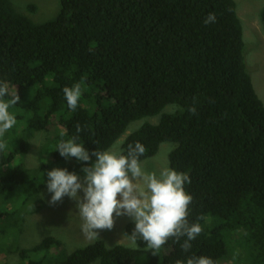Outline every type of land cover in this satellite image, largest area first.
Listing matches in <instances>:
<instances>
[{"label":"trees","instance_id":"trees-1","mask_svg":"<svg viewBox=\"0 0 264 264\" xmlns=\"http://www.w3.org/2000/svg\"><path fill=\"white\" fill-rule=\"evenodd\" d=\"M59 3L54 17L35 22L0 0V83L8 86L5 99L20 97L0 151V252L17 254L16 264H177L193 255L264 264V103L246 68L235 0ZM210 12L216 22L205 25ZM260 19L264 32V7ZM78 82L83 92L71 111L63 88ZM193 104L195 115L187 111ZM42 130L51 131L43 148L50 162L28 168L21 158ZM72 137L89 152L121 140L126 154L139 142L147 149L140 162L172 142L168 165L190 176L188 221L203 229L192 248L182 251L181 237L155 255L143 241L111 247L103 239L67 251L51 235L21 246L26 215L42 206L47 172L59 167L83 177L89 162L55 149ZM133 227L127 223L125 235Z\"/></svg>","mask_w":264,"mask_h":264},{"label":"clouds","instance_id":"clouds-1","mask_svg":"<svg viewBox=\"0 0 264 264\" xmlns=\"http://www.w3.org/2000/svg\"><path fill=\"white\" fill-rule=\"evenodd\" d=\"M216 19V15L210 12L203 23L214 24ZM82 92L79 82L63 88L71 111L78 107ZM7 96V84L0 83V151L7 147L2 139L5 133L17 123L9 108L20 101L17 92L10 99H5ZM187 111L192 115L197 113L194 104ZM76 129L77 132L81 131L79 125ZM77 139L72 137L62 140L55 149L65 159L74 157L78 162H89L81 167L83 179L65 168L54 167L47 172L45 183L51 193L50 204L61 201L64 196L76 202L82 221L81 232L88 243L100 239V230H111L116 217L127 216L134 223L128 233V240L133 246H138L137 241H143L146 249L155 255L168 240L178 242L181 237H185L180 245L182 251L188 252L192 248L191 242L203 229L199 223L188 221L193 197L185 190V185L191 183L187 173L170 167H163L158 173L145 170L140 157L147 149L139 142L129 144L125 154L120 147L89 152ZM78 190L83 192V197L78 194ZM177 264H214V260L193 255L186 262L177 261Z\"/></svg>","mask_w":264,"mask_h":264},{"label":"rangeland","instance_id":"rangeland-1","mask_svg":"<svg viewBox=\"0 0 264 264\" xmlns=\"http://www.w3.org/2000/svg\"><path fill=\"white\" fill-rule=\"evenodd\" d=\"M235 3L243 27V54L246 68L251 75L252 84L258 97L264 103V32L260 19L264 0H235ZM12 4L18 11L27 13L35 22H42L54 17L60 8L59 0H12ZM28 4L36 6L35 12L27 11ZM170 110L172 109L170 108ZM149 120L156 122L157 118L153 117ZM130 125L126 133L136 127L137 122ZM50 132V130L39 131L30 139L29 151L21 158L26 167L35 168L41 163L49 164L50 158L47 153H44L43 148L48 141ZM119 142L121 140L108 150H115L120 146ZM171 147H173L172 142H163L156 155L141 161L142 167L147 171H156L157 173L161 168L169 167L167 154ZM79 177L83 179L82 176ZM78 194L83 197L81 190H78ZM50 197L51 193L45 186L38 196L40 203L37 205L42 204V206L34 213L26 215L25 223L19 233V244L30 246L43 236L51 235L60 239L67 251L86 245L88 242L81 232L82 221L75 206L76 202L68 196H64L61 201L50 204ZM130 221H132L131 218L127 216L116 217L111 230L99 231L100 239H103L106 245L111 247L115 244L132 246L128 236L124 233L125 227ZM0 259V264H16L18 261L17 254L5 251L0 252ZM220 264H225V262L221 261Z\"/></svg>","mask_w":264,"mask_h":264}]
</instances>
